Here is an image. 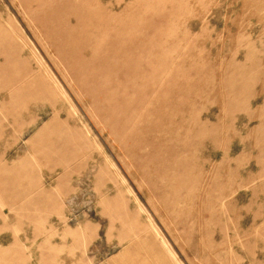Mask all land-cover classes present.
<instances>
[{
    "label": "rangeland",
    "instance_id": "rangeland-1",
    "mask_svg": "<svg viewBox=\"0 0 264 264\" xmlns=\"http://www.w3.org/2000/svg\"><path fill=\"white\" fill-rule=\"evenodd\" d=\"M0 264H264V0H0Z\"/></svg>",
    "mask_w": 264,
    "mask_h": 264
}]
</instances>
